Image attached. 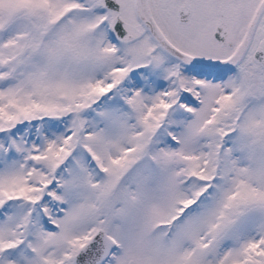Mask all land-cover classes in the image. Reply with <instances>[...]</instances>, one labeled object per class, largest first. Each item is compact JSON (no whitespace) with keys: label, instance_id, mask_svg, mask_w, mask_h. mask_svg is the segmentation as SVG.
Masks as SVG:
<instances>
[{"label":"snow or ice","instance_id":"snow-or-ice-1","mask_svg":"<svg viewBox=\"0 0 264 264\" xmlns=\"http://www.w3.org/2000/svg\"><path fill=\"white\" fill-rule=\"evenodd\" d=\"M0 264H264V0H0Z\"/></svg>","mask_w":264,"mask_h":264}]
</instances>
